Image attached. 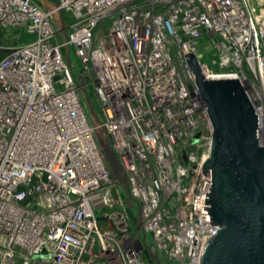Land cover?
<instances>
[{"label":"built area","instance_id":"1","mask_svg":"<svg viewBox=\"0 0 264 264\" xmlns=\"http://www.w3.org/2000/svg\"><path fill=\"white\" fill-rule=\"evenodd\" d=\"M263 8L0 0V30L15 34L0 57V264H156L150 245L159 264H200L219 229L201 207L212 126L185 55L207 79L242 82L264 131Z\"/></svg>","mask_w":264,"mask_h":264},{"label":"water","instance_id":"2","mask_svg":"<svg viewBox=\"0 0 264 264\" xmlns=\"http://www.w3.org/2000/svg\"><path fill=\"white\" fill-rule=\"evenodd\" d=\"M185 58L212 126L203 172L211 187L210 193L204 191L201 207L219 229L206 244L200 264H264V131L259 116L237 78L207 79L192 52ZM85 101L108 166L131 207L126 175L86 93ZM148 250L159 264L153 246Z\"/></svg>","mask_w":264,"mask_h":264},{"label":"crops","instance_id":"3","mask_svg":"<svg viewBox=\"0 0 264 264\" xmlns=\"http://www.w3.org/2000/svg\"><path fill=\"white\" fill-rule=\"evenodd\" d=\"M34 1L38 2L39 4L49 6V4L54 0H34ZM13 35L15 34L0 30V57L2 55V46L9 45L10 44L9 41L11 40V37L13 38Z\"/></svg>","mask_w":264,"mask_h":264},{"label":"rangeland","instance_id":"4","mask_svg":"<svg viewBox=\"0 0 264 264\" xmlns=\"http://www.w3.org/2000/svg\"><path fill=\"white\" fill-rule=\"evenodd\" d=\"M203 48H204L203 44L199 45V50L205 54V51ZM210 57H213V56L210 55ZM204 58H206V57H204ZM70 59H71V62L74 64V66H76V68L78 69V61L74 55L73 49L70 51Z\"/></svg>","mask_w":264,"mask_h":264},{"label":"bare ground","instance_id":"5","mask_svg":"<svg viewBox=\"0 0 264 264\" xmlns=\"http://www.w3.org/2000/svg\"><path fill=\"white\" fill-rule=\"evenodd\" d=\"M263 10H264V8H263Z\"/></svg>","mask_w":264,"mask_h":264}]
</instances>
